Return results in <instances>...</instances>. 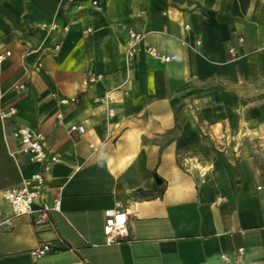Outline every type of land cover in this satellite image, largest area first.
Segmentation results:
<instances>
[{
    "label": "crops",
    "instance_id": "0c3cea01",
    "mask_svg": "<svg viewBox=\"0 0 264 264\" xmlns=\"http://www.w3.org/2000/svg\"><path fill=\"white\" fill-rule=\"evenodd\" d=\"M130 26L145 35L133 60ZM7 50L0 264H264V0H0ZM22 125L62 159L33 205L60 198L61 211L40 223L3 196L41 167L13 154ZM117 207L129 236L108 245Z\"/></svg>",
    "mask_w": 264,
    "mask_h": 264
},
{
    "label": "built area",
    "instance_id": "2783aa9c",
    "mask_svg": "<svg viewBox=\"0 0 264 264\" xmlns=\"http://www.w3.org/2000/svg\"><path fill=\"white\" fill-rule=\"evenodd\" d=\"M145 40V35L143 32L137 30L134 27L127 28V39H126V57L129 60H133L137 53L139 52L142 43ZM239 41L243 42V36L239 37ZM185 44V42H182ZM200 44V41H197ZM147 52L154 58L168 63L174 61L178 58L175 53H167L160 51L152 46L147 47ZM230 54L233 59H237L236 48L231 47L229 49ZM11 55V51L7 50L4 53H0V64H3L8 56ZM98 78L92 76L90 80L92 82L96 81ZM76 98H65L61 102L64 104H70L76 102ZM106 102H112L113 97L110 92L105 96ZM109 115H113L114 111L112 108L108 109ZM17 113V108L15 106L9 107L7 110L1 112V120H6L7 118L15 115ZM58 119L61 122L62 114H58ZM71 131H79L83 133L85 128L82 125H72ZM11 136L17 141L16 149L13 154L16 156H24L31 162L40 164V170L34 172L30 178L25 180L20 185L11 186L4 190V199L11 205L13 216L20 215H34L35 222L40 223L44 221L49 212L61 211V199L57 198L52 204L46 202L41 203V208L37 211L34 210L33 205L36 202H40L42 199L43 188L45 186V181L51 167L54 163L61 162V157L52 153L48 150L45 144V136L39 130H35L29 125H22L14 127L11 130ZM94 149V145L91 144ZM105 221L103 225V232L106 238V244L111 245L114 243H120L128 238L129 232L127 229V222L129 218V213L127 210L120 207L108 208L104 211ZM8 225H11V219L6 220ZM54 248L49 243H44L40 247L32 251V255L37 258L45 255Z\"/></svg>",
    "mask_w": 264,
    "mask_h": 264
}]
</instances>
